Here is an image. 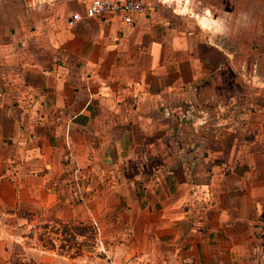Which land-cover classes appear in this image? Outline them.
I'll list each match as a JSON object with an SVG mask.
<instances>
[{"label": "crops", "instance_id": "obj_1", "mask_svg": "<svg viewBox=\"0 0 264 264\" xmlns=\"http://www.w3.org/2000/svg\"><path fill=\"white\" fill-rule=\"evenodd\" d=\"M89 1L44 18L18 68L29 104L0 107V229L89 225L94 251L0 236V264H264V80L248 81L252 138L223 128L171 166L163 153L166 137L179 145L182 101L229 74L230 5L264 0H142L134 26L69 25ZM237 13L253 20L250 65L264 67V10Z\"/></svg>", "mask_w": 264, "mask_h": 264}, {"label": "rangeland", "instance_id": "obj_2", "mask_svg": "<svg viewBox=\"0 0 264 264\" xmlns=\"http://www.w3.org/2000/svg\"><path fill=\"white\" fill-rule=\"evenodd\" d=\"M76 0H0V107L8 106L7 104L26 105L29 104L27 94L29 91L20 85L19 70L21 62L28 61V51L31 47V39L33 33L37 29H44L47 22L45 17H56L64 9L73 6ZM148 2V0H145ZM150 2V1H149ZM231 15L230 19V35L228 36L229 50L231 52V67L228 76L224 73L221 77L214 74L212 78L198 85L196 91V98H185L182 101V110L177 111L170 116L172 122L171 126L178 127L179 145L175 146L173 136L166 137L167 148L163 150L166 155V165L171 166L173 159L182 154L183 159L194 151L188 143L189 140L203 141L213 135L212 130L219 131L220 129L231 128L235 131L239 138L249 137L252 134L248 133L252 130L250 116H244L243 112L251 109L254 89L251 88L249 80H264V67H252L251 61L254 56L251 52V46L254 43V30L250 31V35H245L244 28L253 24V20L249 17H238L237 11L241 9L243 13L249 15H256L264 10L262 6L244 5L237 6L230 5ZM168 10H172L169 7ZM246 38H245V36ZM256 39V38H255ZM21 52V53H19ZM23 59H20L22 58ZM250 65V66H249ZM23 98V99H22ZM195 98V99H194ZM22 99V101H20ZM191 99V100H190ZM264 102V101H263ZM179 115H178V114ZM249 114V113H247ZM175 124V125H174ZM195 129V131H194ZM214 133V132H213ZM223 132L221 135H225ZM164 142V143H165ZM201 151L198 150L197 156H200ZM195 158V155H194ZM2 218V219H1ZM5 217H0V224H4L7 220ZM9 217H6V219ZM41 218L39 226L36 229H29L25 227L15 228L13 220L10 227L0 229V236L4 238L17 239V237H28L26 242L29 246L36 248H52L55 245L59 253L65 254H85L90 257L94 251V236L95 232L85 225V229L78 228L68 229L67 223H49L50 220ZM8 222V221H7ZM17 224V222H16ZM66 224V225H65ZM46 225V227H44ZM81 229V230H80ZM84 232V237L78 245L76 233ZM76 234V235H73ZM36 244V245H34ZM101 254L107 253L108 244L103 243L98 245ZM86 262L90 263V259Z\"/></svg>", "mask_w": 264, "mask_h": 264}, {"label": "built area", "instance_id": "obj_3", "mask_svg": "<svg viewBox=\"0 0 264 264\" xmlns=\"http://www.w3.org/2000/svg\"><path fill=\"white\" fill-rule=\"evenodd\" d=\"M144 14L142 0H90L84 8L83 15L73 12L68 21L69 25L83 18H116L123 24L134 26L138 17Z\"/></svg>", "mask_w": 264, "mask_h": 264}, {"label": "trees", "instance_id": "obj_4", "mask_svg": "<svg viewBox=\"0 0 264 264\" xmlns=\"http://www.w3.org/2000/svg\"><path fill=\"white\" fill-rule=\"evenodd\" d=\"M66 225V224H65ZM67 227H68V229H72V227H74V226H71L70 224H67ZM90 227V226H89ZM78 228H83V229H85V225H81V226H76V227H74V229H78ZM91 228V227H90ZM92 229V228H91ZM81 230V229H80ZM77 235H79V236H81V235H84V232H80V231H78L77 233H76ZM76 234H73V235H76ZM51 247H53V245L51 246Z\"/></svg>", "mask_w": 264, "mask_h": 264}]
</instances>
